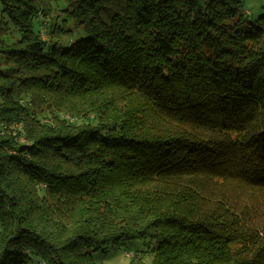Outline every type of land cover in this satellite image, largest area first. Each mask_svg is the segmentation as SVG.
<instances>
[{
	"label": "trees",
	"instance_id": "1",
	"mask_svg": "<svg viewBox=\"0 0 264 264\" xmlns=\"http://www.w3.org/2000/svg\"><path fill=\"white\" fill-rule=\"evenodd\" d=\"M259 1L0 0V264H264Z\"/></svg>",
	"mask_w": 264,
	"mask_h": 264
},
{
	"label": "rangeland",
	"instance_id": "2",
	"mask_svg": "<svg viewBox=\"0 0 264 264\" xmlns=\"http://www.w3.org/2000/svg\"><path fill=\"white\" fill-rule=\"evenodd\" d=\"M242 11L248 20H254L260 11L259 0H241ZM42 14V13H41ZM1 15V4H0ZM39 29L47 30L49 18L45 15L39 16ZM153 243L149 244L142 239H131L123 242L120 246L111 247L106 252H94L92 255L93 264H129L135 254L142 255L145 264H150L154 252Z\"/></svg>",
	"mask_w": 264,
	"mask_h": 264
}]
</instances>
